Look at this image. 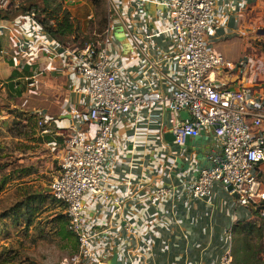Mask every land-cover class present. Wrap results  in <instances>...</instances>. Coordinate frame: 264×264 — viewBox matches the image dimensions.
<instances>
[{"label": "built area", "instance_id": "obj_1", "mask_svg": "<svg viewBox=\"0 0 264 264\" xmlns=\"http://www.w3.org/2000/svg\"><path fill=\"white\" fill-rule=\"evenodd\" d=\"M152 1L166 7L171 49L163 52L155 44L150 55L141 48V42L151 41L160 36V32L145 33L142 26H130L118 15L117 2L105 0L109 17H115L140 54L134 74H127L124 81L118 80L123 68L110 47V20L93 41L79 46L58 45L30 12L24 16L31 23L34 38L15 41L16 65L23 66L39 53L50 58L61 56L64 70L80 77L82 82L74 90L82 107L69 116L70 130L58 154L57 174L49 186L53 199L64 205L68 230L77 241L72 264H106L102 254L113 253L117 248L114 224L108 220L97 228L92 222L88 209L93 210L94 203L110 202L112 212L116 211L127 203L132 194L129 190L133 188L135 194L128 201L129 205L152 206L177 190L172 185H150V180L156 181V176L164 174L155 166V174L148 175L149 183L141 190L127 182L124 195L110 198L111 191H118L117 186H110L108 190L110 178L121 161L117 150L110 146L116 121L143 110L165 107L174 114L167 118L165 130L174 135L172 142L176 144H180L184 136L194 137L201 131L210 133L209 142L216 149L207 154L210 166L201 168L196 176L192 175L193 170L181 177L187 169L178 177V185L190 198L208 196L213 184L218 183L234 196L235 204L244 212L242 221L254 220L255 211L264 216V186L256 176L258 165L264 162V95L246 81L247 58L233 64L213 47L216 29L224 22L225 12L245 10L254 0ZM8 5V0H0V8ZM156 24L159 26L160 20ZM2 28L0 26V34ZM0 55H7L6 50L0 49ZM162 63L171 65L169 74L159 68ZM232 68L236 71L232 72ZM41 72L30 70L23 76L26 86L33 88ZM222 76L233 77L238 84L235 87L219 84ZM181 111H186L188 118H176ZM41 112H38L37 124L42 134L48 133ZM85 125H92L93 132H87ZM164 161L175 162L171 158ZM122 229L128 238L132 232L130 225L123 223ZM224 236L230 242L232 229H227ZM117 259L120 264L130 262L126 255ZM230 263L231 253L227 247L216 264Z\"/></svg>", "mask_w": 264, "mask_h": 264}, {"label": "crops", "instance_id": "obj_2", "mask_svg": "<svg viewBox=\"0 0 264 264\" xmlns=\"http://www.w3.org/2000/svg\"><path fill=\"white\" fill-rule=\"evenodd\" d=\"M114 1L118 4V15L130 26H142L145 33L160 32V36L153 37L151 41L141 42L143 50L151 55V49L155 44L163 52L171 49L167 10L163 4L154 3L152 0ZM65 2L68 4V10L73 9L74 5H85L86 10L88 8L87 12L93 8L89 0H65ZM103 4L105 22L99 32L109 20L112 21L110 47L117 62L123 68V71L118 74V80L124 81L127 74H134L140 54L138 55L134 46L124 35L115 17L113 15L109 17L105 0ZM10 8L12 5L6 7L7 10ZM247 9L225 12L224 22L216 29L215 42L223 40L236 31ZM91 15L92 13L84 15V19H88L87 16L91 19ZM140 17L143 20H140ZM237 17H240L239 21ZM158 20L161 23L159 26L156 24ZM146 21L152 24L147 26ZM30 24L28 18L21 15L10 20L0 19V26H3L0 34V49H5L7 52V55H0V86L5 83L6 88L10 84L16 88L18 86L16 83L19 81L24 83L25 89L23 76L29 74L30 70L42 71L37 76L35 86L31 89H37L39 84L45 85L46 81L59 84L60 88L57 93L60 102L57 108L53 113L47 108L41 110V113L45 116L49 130L48 133L43 134L53 135L52 139H49L51 141L48 140V142L55 143L56 138H59L62 144L70 130V114L82 107L80 99L74 92L82 82L80 77L64 70V60L61 56L50 58L47 54L39 53L26 61L23 66L16 65L15 60L18 56L16 52L14 53L15 41L19 38H34ZM114 26H119L120 29L113 31ZM121 36L127 39L128 45L124 46L118 41ZM55 43L61 45L56 41ZM24 67H27V74L23 72ZM170 67L166 63L159 66L163 72L168 74ZM218 83L235 87L238 80L222 76L221 82ZM157 84L160 85L159 82ZM8 90V92L12 91L9 88ZM169 116L174 117V114L164 107L147 112L143 110L137 115L129 114L118 118L110 146L117 150L121 161L110 178L108 190H111L110 186L118 187L117 192H110V198L124 195L125 189L127 190L124 185L127 182L139 187L138 191L141 190L149 183L148 175L155 174V166L160 167L164 174L156 176V181L150 180V185H172L176 186L177 190L168 193L155 205L135 206L128 204L135 194L132 188L129 190L132 192L129 200H126L127 203H123L120 209L112 212L110 202L107 204L96 202L92 205L93 210L88 209L89 216L97 228H101L108 220L114 224L113 236L117 248L113 253H116L118 258L126 255L130 261L129 264H216L221 252L227 247L231 249L232 240L227 242L224 233L227 229H232L236 222L242 220L244 212L235 204L234 196L228 194L218 183L213 184L208 196L200 199L190 198L185 189L178 185L181 171L174 162L175 157L178 156L180 160L190 162L191 165L181 177H184L187 172H193L198 160L193 158L194 151L189 153L192 158L188 159L189 154L184 149H180L179 144L164 139L163 134L166 133V121ZM176 118L182 119L180 114ZM84 129L92 133L94 127L85 125ZM212 146L210 142L208 144L203 142L200 145L206 155L209 153V148H213ZM166 158H171L174 163L169 164L168 161H164ZM203 162L208 164L209 158L206 156ZM123 223L130 225L132 230L128 238L124 236ZM113 253L109 251L102 254L105 262L111 258Z\"/></svg>", "mask_w": 264, "mask_h": 264}, {"label": "rangeland", "instance_id": "obj_3", "mask_svg": "<svg viewBox=\"0 0 264 264\" xmlns=\"http://www.w3.org/2000/svg\"><path fill=\"white\" fill-rule=\"evenodd\" d=\"M67 5L65 0H55L47 8L54 22H60L67 12L72 24V34L57 41L79 46L95 40L105 22L104 4L90 12L85 5H74L69 10ZM88 13L92 18L84 19ZM146 24L150 26L152 22ZM238 26L223 40L214 41L213 47L233 64L247 58L246 81L264 95V33H258L264 28V0H254ZM118 29L113 27V31ZM118 41L128 45L124 36ZM16 84V90H21L19 95L13 90L8 92L5 83L0 86V264H72L74 240L62 234L68 226L64 224L62 206L53 199L49 188L57 174L61 139L59 144L48 142L53 135L40 133L37 126L40 110L47 108L53 113L57 108L60 85L46 81L34 90L27 86L24 89V83L19 81ZM257 172L264 183V162L258 165ZM25 199L30 207H37L27 227ZM40 199L41 203H37ZM241 245L251 252L254 264H264V218L254 221L246 238L232 236L231 246L239 253Z\"/></svg>", "mask_w": 264, "mask_h": 264}, {"label": "trees", "instance_id": "obj_4", "mask_svg": "<svg viewBox=\"0 0 264 264\" xmlns=\"http://www.w3.org/2000/svg\"><path fill=\"white\" fill-rule=\"evenodd\" d=\"M53 1L55 0H10L9 5H12V8L8 10L6 8H0V19L10 20V19H13L17 15L24 16L26 14H29L30 12H33L34 19L40 24V26L43 28L47 36L54 39L59 44L64 45L65 43H61L57 40H61L62 37H66L72 34V24L68 19L67 12H65L66 14H64V17L62 18L60 22L59 21L54 22L52 19L53 17L47 15L48 14L47 8L49 7L50 3ZM103 1L104 0H89L92 6L95 7L96 9H100L102 7ZM23 72L25 74L28 73L27 67L23 68ZM14 73L16 72L14 71ZM8 88L15 91V93H17L18 95L21 94V90H16L17 88H14L13 84H10ZM38 127L40 129V126ZM44 135H48V134H44ZM56 142H58L59 144L60 139L57 138ZM62 146H63V143L60 144V147ZM256 176L260 180L257 169H256ZM262 185L264 186V183H262ZM41 201L42 200L40 199L37 201V203H41ZM24 206L27 208L26 213L24 215L25 217L24 226L27 227L28 225L31 224L32 217L37 212V207L36 206L30 207L28 199L24 200ZM61 206L64 212V205L61 204ZM254 215H255L254 220H248V221L241 220L239 222H236L232 227V236L235 234L236 236L240 235V236H243V238H246L250 234L252 229L254 228V221L256 219L264 218V216L262 217L258 214V211H255ZM63 217H64V224L68 225L67 217L64 213H63ZM62 234L63 236H69L71 238L73 237L74 245H75V252H76L77 251V241L73 233L67 228V230H63ZM242 245H245V244L242 243ZM242 245L240 246L242 250L241 253H239V249L233 248L231 246V249H230L231 263L230 264H254V262H252L253 256L251 255V252L247 248L243 247Z\"/></svg>", "mask_w": 264, "mask_h": 264}, {"label": "water", "instance_id": "obj_5", "mask_svg": "<svg viewBox=\"0 0 264 264\" xmlns=\"http://www.w3.org/2000/svg\"><path fill=\"white\" fill-rule=\"evenodd\" d=\"M258 33L263 34L264 28L260 29ZM179 114L182 118H188L186 111H181ZM163 137L165 140L169 142L175 140L174 135L171 132L164 133ZM209 137H210V133L206 134L205 132L201 131L197 136L194 137L184 136L181 143L179 144V148L184 149L186 153L189 154L191 151L195 152L193 158L198 160V162L193 172L194 175H197L198 171L201 168H208L210 166V164L207 163L205 164L203 162V160L207 155L204 154L203 150L200 147V145L203 144V142H205L206 144L209 143ZM210 150H213L214 152L216 151L214 147L212 149L209 148V152ZM175 162H176V166L179 167V170L181 172L191 167L190 162H183L182 160H180L178 156L175 157ZM106 264H120V261L117 259V255L113 253L111 258L106 262Z\"/></svg>", "mask_w": 264, "mask_h": 264}]
</instances>
